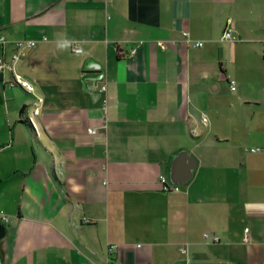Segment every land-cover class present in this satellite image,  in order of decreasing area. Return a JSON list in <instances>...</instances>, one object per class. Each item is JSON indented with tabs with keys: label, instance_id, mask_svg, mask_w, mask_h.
I'll use <instances>...</instances> for the list:
<instances>
[{
	"label": "crops",
	"instance_id": "1",
	"mask_svg": "<svg viewBox=\"0 0 264 264\" xmlns=\"http://www.w3.org/2000/svg\"><path fill=\"white\" fill-rule=\"evenodd\" d=\"M1 34L0 264H226L247 228L262 264L264 0H0Z\"/></svg>",
	"mask_w": 264,
	"mask_h": 264
},
{
	"label": "built area",
	"instance_id": "2",
	"mask_svg": "<svg viewBox=\"0 0 264 264\" xmlns=\"http://www.w3.org/2000/svg\"><path fill=\"white\" fill-rule=\"evenodd\" d=\"M183 33H184V36L187 38V40H189L188 39L189 38L188 32L184 31ZM238 39H239V36L236 34V32L232 28H229V27L225 28V30L223 31V34H222V40L236 41ZM5 42H6V36L1 34L0 35V44L3 46V44ZM36 45H37V41L33 40V39H23L21 41H17L15 43V48L16 49L14 51L13 59L15 60V59H19V58H22V57L26 56L27 51L29 49L35 47ZM194 45L195 46H202L203 45V41H195ZM73 49H74L75 52H81L82 51V49L78 45H74ZM134 52H135V49L132 50V53H134ZM6 68L11 70L12 69V65L10 63L6 62V60L4 59L3 55L0 54V71H4ZM17 83L20 86L26 88L29 91H31L33 89V86L29 82H27L23 78H20L19 76H18V79H17ZM230 84H231V88L234 89L235 88L234 81H231ZM106 89H107V85L105 83H103L101 85V90L105 91ZM104 104L105 105L107 104V99H104ZM35 111H37L36 108H35ZM207 120H208L207 119V115L203 114L202 115V122L206 124ZM89 132L90 133H96V129L95 128H89ZM191 132H192V134H195L196 133V129H192ZM250 150L252 152H256V151H259L260 148L254 147V148H250ZM159 179L163 183L164 189H166V190H178V186L171 184L168 181L166 175L160 174ZM0 216H1V219L4 222H8L9 221V217H8L7 214H5L3 212H0ZM205 237L207 239H212L213 241H218V237H216L215 235L211 236L209 234H205ZM180 250L183 253L186 252V248L184 246H181Z\"/></svg>",
	"mask_w": 264,
	"mask_h": 264
},
{
	"label": "rangeland",
	"instance_id": "3",
	"mask_svg": "<svg viewBox=\"0 0 264 264\" xmlns=\"http://www.w3.org/2000/svg\"><path fill=\"white\" fill-rule=\"evenodd\" d=\"M17 90H19L20 93L24 94L23 91L21 90V88L19 86H16ZM28 108V112H29V122L31 124L32 123V119L36 122L34 116H33V112H32V106H27ZM252 146H246L247 149H250ZM210 235V234H209ZM248 234V228L246 230V235L245 238L242 237V235L240 234L239 236H237L235 239H233L235 241V243L233 244V240L232 241H228V238H224L222 240L223 243H227L230 242V244L228 246H225V260H226V264H233L236 259H237V255H235L234 253V249L235 248H240L241 250L243 249V247L247 246L249 238L247 237ZM244 240V241H243ZM262 264H264V255L262 257Z\"/></svg>",
	"mask_w": 264,
	"mask_h": 264
},
{
	"label": "trees",
	"instance_id": "4",
	"mask_svg": "<svg viewBox=\"0 0 264 264\" xmlns=\"http://www.w3.org/2000/svg\"><path fill=\"white\" fill-rule=\"evenodd\" d=\"M25 110H26V106H22V108H21V110H20V114H24V112H25Z\"/></svg>",
	"mask_w": 264,
	"mask_h": 264
}]
</instances>
